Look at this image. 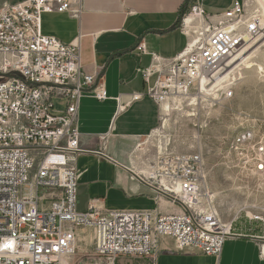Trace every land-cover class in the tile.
Here are the masks:
<instances>
[{"label":"built area","instance_id":"1","mask_svg":"<svg viewBox=\"0 0 264 264\" xmlns=\"http://www.w3.org/2000/svg\"><path fill=\"white\" fill-rule=\"evenodd\" d=\"M83 1L22 0L0 9V264H115L126 256L152 258L164 237L173 239L179 252L196 249L219 257L225 241L236 234V223L264 219L244 211L223 221L216 195L206 186L201 155L173 151L160 127L138 146L158 142L151 146L154 151L147 149L138 177L184 212L106 214L95 205L86 213L77 211L78 173L72 164L81 153L78 110L85 96L104 102L108 93L100 78L83 72L80 41L66 44L44 35L42 17L60 13L80 19ZM184 1L188 6L179 29L189 41L182 53L163 59L149 53L144 41L136 47L137 58H152L148 68L138 69L145 96L163 106L177 97L195 104L203 94L229 100L238 59L264 35L262 15L239 0L216 15L208 14L200 0ZM130 98L117 99L118 115L143 94ZM56 100L64 103L63 117H56ZM254 140L250 131L240 148L232 149L243 155L250 147L252 158L244 165L264 176V142ZM52 191L57 194L50 196ZM25 205H32V213H25ZM81 234L89 236L93 252L79 262L85 254Z\"/></svg>","mask_w":264,"mask_h":264},{"label":"crops","instance_id":"2","mask_svg":"<svg viewBox=\"0 0 264 264\" xmlns=\"http://www.w3.org/2000/svg\"><path fill=\"white\" fill-rule=\"evenodd\" d=\"M200 1L208 14L216 15L228 11L236 0ZM83 6L80 19L60 13L42 17L44 35L66 44L80 41L83 72L100 78L108 93L104 102L85 96L78 110L81 153L72 164L78 173L77 211L86 213L95 205L106 214L180 215L184 212L181 205L138 177L145 168V154L138 153L144 145L138 146L158 129L164 112L163 105L145 96L147 87L138 71L140 67L148 68L152 58L150 55L137 58L135 53L140 41L146 43L149 53H157L163 59L182 53L189 38L179 26L188 3L84 0ZM134 93L143 94V98L118 115L117 99L129 101ZM55 104L61 113L63 101L56 100ZM235 227L236 234L225 241L217 258L202 255L196 249L179 252L173 239L164 237L159 240L154 257L141 258L142 264H264V224L240 221Z\"/></svg>","mask_w":264,"mask_h":264},{"label":"rangeland","instance_id":"3","mask_svg":"<svg viewBox=\"0 0 264 264\" xmlns=\"http://www.w3.org/2000/svg\"><path fill=\"white\" fill-rule=\"evenodd\" d=\"M19 1L0 0V5ZM244 2L249 11H259L264 18V0ZM250 57L241 60L232 76L234 95L231 99L203 94L191 104L190 98H173L169 115L164 113L159 125L173 151L181 155H201L206 186L216 195L220 216L225 222H231L244 211L264 219V176L255 175L244 165L252 158L250 147L243 155L232 149L234 139L245 131L254 132V142H264V72L259 70V67L264 69V44ZM156 145L158 142L151 140L138 153L143 156L147 147ZM81 235L79 243L85 254L80 255L79 262L93 252L89 236ZM115 264H142V261L126 256L118 258Z\"/></svg>","mask_w":264,"mask_h":264},{"label":"bare ground","instance_id":"4","mask_svg":"<svg viewBox=\"0 0 264 264\" xmlns=\"http://www.w3.org/2000/svg\"><path fill=\"white\" fill-rule=\"evenodd\" d=\"M260 1V0H258ZM263 1V0H262ZM262 20H263V24H264V18L262 16ZM264 44V35L258 39L255 44L249 49L247 50V52L245 51L242 55L241 58H239L238 60L241 61V60H245L247 59L248 57L251 58L250 56L258 51V49ZM247 57V58H246ZM237 60V62H238ZM259 70L261 72H264V69L262 67H259ZM206 92H209L208 90H206ZM179 99V98H178ZM175 101V100H174ZM178 100H176L175 102H177ZM182 101V100H180ZM180 103V102H178ZM178 103H174V104H178ZM173 105V104H172ZM171 104L170 102L169 103H165L164 106H163V112L165 113V115H169L170 111H171ZM174 107V106H173ZM175 108V107H174ZM56 117H63V111L61 113H58L57 110H56ZM250 137V131H245L243 133H240L237 135V137L234 139V141L232 142V147L233 148H240V140H243L245 138H248ZM25 213H32V205H25Z\"/></svg>","mask_w":264,"mask_h":264}]
</instances>
